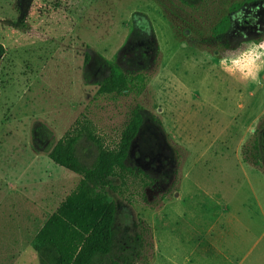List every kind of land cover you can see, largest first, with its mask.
Here are the masks:
<instances>
[{
    "label": "rangeland",
    "instance_id": "1",
    "mask_svg": "<svg viewBox=\"0 0 264 264\" xmlns=\"http://www.w3.org/2000/svg\"><path fill=\"white\" fill-rule=\"evenodd\" d=\"M134 20L160 50L146 89L99 95L106 62L134 59ZM262 39L264 0H0V264H39L31 243L79 182L51 147L82 117L117 141L138 106L131 162L155 184L113 196L117 227L151 228L149 264H264V160L243 162L264 138V71L257 83L221 66Z\"/></svg>",
    "mask_w": 264,
    "mask_h": 264
},
{
    "label": "trees",
    "instance_id": "2",
    "mask_svg": "<svg viewBox=\"0 0 264 264\" xmlns=\"http://www.w3.org/2000/svg\"><path fill=\"white\" fill-rule=\"evenodd\" d=\"M181 1L193 7L203 0ZM230 27L228 17L221 19L213 29L216 42H222ZM125 47L134 59L116 56L114 61L106 62V75L97 83L99 95H141L146 89L150 62L160 54L154 34L144 33L134 20ZM4 55L5 48L0 44V67ZM144 124L142 108L138 106L118 140L107 141L88 118L82 117L52 146V163L80 179L31 243L39 264H149L154 251L151 228L139 219L132 233L122 232L117 227L118 206L113 197L121 196L122 190L130 186L144 189L155 184L149 173L131 162L133 146ZM260 160H264V139L255 140L243 152L245 164L258 168ZM142 198L147 203V197Z\"/></svg>",
    "mask_w": 264,
    "mask_h": 264
},
{
    "label": "clouds",
    "instance_id": "3",
    "mask_svg": "<svg viewBox=\"0 0 264 264\" xmlns=\"http://www.w3.org/2000/svg\"><path fill=\"white\" fill-rule=\"evenodd\" d=\"M233 51L239 52L235 58L221 60L224 70L232 75L239 74L242 80L259 83V75L264 71V39L256 43L244 44Z\"/></svg>",
    "mask_w": 264,
    "mask_h": 264
},
{
    "label": "flooded vegetation",
    "instance_id": "4",
    "mask_svg": "<svg viewBox=\"0 0 264 264\" xmlns=\"http://www.w3.org/2000/svg\"><path fill=\"white\" fill-rule=\"evenodd\" d=\"M264 139V138H263ZM49 145H50V143H49ZM52 148V147H51Z\"/></svg>",
    "mask_w": 264,
    "mask_h": 264
},
{
    "label": "crops",
    "instance_id": "5",
    "mask_svg": "<svg viewBox=\"0 0 264 264\" xmlns=\"http://www.w3.org/2000/svg\"><path fill=\"white\" fill-rule=\"evenodd\" d=\"M56 211V210H55ZM38 257V256H37Z\"/></svg>",
    "mask_w": 264,
    "mask_h": 264
}]
</instances>
